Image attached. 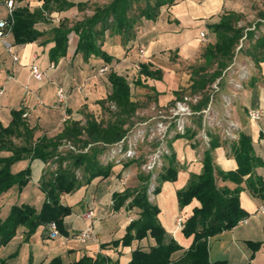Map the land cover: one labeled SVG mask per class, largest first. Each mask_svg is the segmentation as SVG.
I'll return each mask as SVG.
<instances>
[{"label": "trees", "instance_id": "obj_1", "mask_svg": "<svg viewBox=\"0 0 264 264\" xmlns=\"http://www.w3.org/2000/svg\"><path fill=\"white\" fill-rule=\"evenodd\" d=\"M42 1V7L34 11H31L27 5H19L14 9L15 23L12 34L17 43H31L42 37L44 31L39 30L36 24L49 21L53 10L62 12L74 6L78 8L84 6L82 2L76 3L71 0ZM174 2L175 0H111L104 5L96 6L92 15L83 20H76L72 24L68 17H63L59 25L51 29L55 45L50 50V58L57 62L60 57L67 54L69 35L75 32L79 36L76 52L82 53L86 60L95 56L111 64L114 56L102 48L108 31L110 36H122L125 42L133 40L138 33L135 25L139 20H156L161 8ZM137 5L139 11L133 13ZM238 21L234 13L227 12L219 23L212 25V29L218 35V41L206 48L205 63L198 70V73L205 71L206 74L194 81L193 92L203 90L207 84L221 77L224 69L232 62L236 46L245 31L244 27L238 26ZM248 34L251 37L252 33ZM257 46L264 48V37L259 40ZM248 52L257 62L261 59L257 54V47ZM213 66L216 68L208 74L207 71ZM142 74L160 76L161 70L153 71L147 64L142 63L140 75ZM108 80L112 92L99 103L114 102L117 111L114 113V118L107 123L99 121L94 115H87L85 122L73 117L65 120V127L57 138L41 141L34 140V131L23 117L22 109L13 110L14 118L8 126L4 127L0 124V198L14 186H17L21 193L30 181L31 167L14 172L12 166L16 162L30 157L50 164L54 161L55 165H52L54 169L49 167L39 182L45 194V200L40 208L30 203L13 204L6 217L0 216V251L15 238L22 227H24L25 240L30 239L40 226L49 227L51 222H56L59 232L65 234L64 219L72 213V207L62 203V196L89 183L97 176L110 175L114 163L104 164L100 156L106 145L116 143L125 136L127 129L124 125L139 104L132 99V87L127 77L112 69L108 74ZM209 99L208 96L203 97L195 106L196 110L205 107ZM209 134L211 139L209 147L204 151L202 172L192 174L188 185L177 191L181 209L191 204L194 199L200 203L199 206L194 207L193 214L185 221L183 233L186 237L192 236L193 241L180 260L175 262L172 256L183 246L164 228L159 218L161 209L150 199V174L140 177L141 184L138 187H129L113 193L114 210H120L124 206L129 210L137 208L139 216L129 223L126 234L121 239L103 243L102 248L119 244L130 246L135 240L141 242L151 238L155 243L150 244L148 250L143 249L144 246L139 244L132 251L131 259L126 264H226V261H217V263L210 261L208 239L224 230L232 229L239 224V221L249 216L242 207L240 199L245 185L254 196L264 197V177L255 175L254 171L257 166L263 164V159L257 156L252 138L241 133L238 141L230 145L231 153L238 164L237 169L230 171L218 169L214 162L213 150L220 146L221 137L218 133L209 132ZM195 135V131L188 129L185 134H178L170 141L171 155L167 156L169 163L158 173L155 195H159L164 182L177 180L179 164L176 154L172 151L173 141L179 138L191 139ZM18 137L22 138L20 145L14 140ZM63 140L71 141L73 145L78 144L79 149L82 150L70 149L67 152H59ZM5 150L11 151V154L2 155L1 152ZM125 164L128 165L130 162ZM78 170L81 171V176L78 175ZM219 181H229L235 186L220 185ZM251 244L257 248L261 243L251 242ZM16 253L10 258H0V264H10L11 257L16 256ZM46 264L65 263L60 256H56ZM69 264L121 263L112 260L106 254L99 253L95 257L85 254Z\"/></svg>", "mask_w": 264, "mask_h": 264}, {"label": "crops", "instance_id": "obj_2", "mask_svg": "<svg viewBox=\"0 0 264 264\" xmlns=\"http://www.w3.org/2000/svg\"><path fill=\"white\" fill-rule=\"evenodd\" d=\"M71 1L78 2L76 0ZM6 2L7 0H0V19L5 17V9L7 8ZM19 5H27L31 11H34L42 7L43 1H17V6ZM76 8L78 9L77 6H74L62 12L53 10L50 13L51 18L49 21H42L36 24V27L44 31V34L34 42L17 43L13 34L10 33L8 39L16 49V53L19 56L18 61L13 60L12 55L6 52L7 50L4 44L0 41V59L4 63L3 71L0 76V88L5 86L4 93L0 95V124L4 127L8 126L14 118L13 110L17 108L22 109L23 115L27 113V116L23 117L33 129L35 141L57 138L65 127V121H63L61 117V111L54 106L57 99L56 93L58 88L64 87L68 90V110L72 115L80 114L83 105L72 104L71 97L76 93H84L81 90L85 91L84 88L87 85H91L93 88L97 89L96 84L93 82L96 73L89 75L85 73L83 83L77 82L75 84L76 75L74 71V62L77 60L80 62L90 61V59L95 57L91 56L86 60L82 53L76 52L79 36L75 32H71L69 35L67 54L60 57L57 62H54L50 58V50L55 45V41L52 39L53 34L51 33V29L59 25L63 17H68V19H70L69 12H72ZM227 12L234 13L239 19L238 26L245 28L244 35H246L245 40L248 41V47L244 49V53H246L247 56L242 59V62H248L250 60L254 65L251 78L247 81L246 87L240 91V97L237 104H235L236 106H234L233 115L238 122L239 131H237V137L233 142L238 141L241 133H245L252 138L257 156L263 159V164L255 168V175L264 177V48L257 46L259 40L264 37V0H175L173 4L165 5L161 8V13L156 20H144L141 22V26H137L138 33L135 39L125 42L123 39L116 40L109 36L102 48L114 56L111 64L105 63L101 58H95L100 60V67L107 66L109 69L111 68V70L113 69L120 75L127 77L128 81L129 76L125 74V72L129 75H132L134 72H131L132 61L126 58L132 53L136 43L142 40L143 42L148 41L147 45H149V48L146 50L145 57L141 60L153 71L160 69V76L163 74V69L161 66L156 65L155 60L159 59L164 53L177 52L178 56L183 60H194L200 54V57L203 58L205 63L204 53L206 48L218 41V35L212 29V25L219 23ZM242 19L246 20V25H242V22H240ZM202 31H205L207 35L206 41L200 36ZM249 32L252 33L251 37L248 36L250 35L248 34ZM157 33H159V36L156 35ZM116 47L124 48L125 53L123 56H116ZM255 47H257L258 56L261 57L258 62L248 52L250 49H255ZM34 56H36V59H34ZM34 62L45 72L44 79L40 81L37 80V82L35 81L36 79L33 80L34 78L31 76V65ZM120 62L122 64L118 69V64ZM52 63H55L54 67H51ZM101 76H104V74L99 75V77ZM143 77H146V75L137 74L135 79L136 82L141 84ZM105 79L106 83L104 82V77L101 78V82H103L106 87L107 93L101 99L106 98L107 95L112 92V86L108 80V76L105 77ZM157 94L156 96L159 97L157 101L161 103L163 96ZM143 96L144 95H142V97ZM148 96L151 95L148 94ZM142 97H138V99L132 95V99L136 102H139ZM249 108L262 109L263 116L260 120L261 122H254L247 116ZM14 140L18 145L22 144V138H14ZM189 140L192 139L179 138L173 141L172 151L176 154V159L179 164L178 177L176 181H166L163 183L161 192L158 195V197H160V203H156L161 209L159 218L164 228L183 246L181 250L173 254L172 259L175 262L180 260L193 241L192 236L186 237L184 235V226L181 229L177 228L175 224L176 219L179 215H182L185 224V221L193 214L194 207L200 205L199 201L194 199L191 204L181 209L177 197V191L188 185L191 175L200 174L203 170L205 150L200 151L197 145L194 142H189ZM231 143L225 144L221 141L220 146L213 150L214 162L218 169L224 171L237 169V161L231 153ZM1 154L8 156L11 154V151L5 150L1 152ZM138 163L139 161L137 160L134 163L128 164L126 165V169L133 173L136 168L134 165ZM168 163L169 160L167 159L165 165H168ZM28 166L31 167L32 174L29 183L20 193L23 194V199L20 203H30L40 208L41 206L37 205L30 197V192H25L24 194V191L33 183L34 186L37 187V193H42V198L45 200V194L41 190L39 182L44 173L49 169L50 162L45 163L41 161V159H31L27 157L13 164L12 170L18 172ZM124 177H122V173L119 174V183L116 185L111 195L112 204L110 205L113 213L115 212L113 208V193L123 191L129 187L134 188L139 186L136 185L131 187L124 185L122 182ZM108 179L109 176H97L84 185L98 181V186L103 188V184ZM132 179L133 177L128 179L130 183ZM219 184L231 187L235 186L234 183L229 181H219ZM107 185L111 186L109 181H107ZM14 187H16V190L17 186ZM102 191H100L101 194ZM7 192L0 198V205L4 204L2 199ZM64 195L62 196V203L65 204L63 201ZM240 199L242 207L249 214L247 217L248 221L239 223L232 229L224 230L208 239L209 259L211 262L217 263V261H226V264H264V213L262 212L264 197L254 196L245 185V188L240 194ZM98 208V204L95 206L87 204L84 212L88 209L94 211V229L99 236V243L92 241L82 243L77 238L78 232L82 230L86 224V220L83 217L84 212L81 214V222L84 220V223L82 222V225L78 228L74 227V222L71 219L69 220L70 216L68 215L64 219V229L66 232L65 234L60 233L57 238L50 237V231L47 226H40L36 229V233H39L42 240H45V243L46 241L51 242L50 246L49 244L45 245V247H49L47 248L48 251L45 259L42 258L36 261V257H34L32 250V259L28 260V264H30L31 260L32 264H46L56 256H60L65 264H69L85 254L95 257L96 254L99 253L106 254L111 257L112 260L119 261L121 264H126L131 259L133 254L132 251L139 244L144 246L143 249L148 250L149 245L155 243L154 239L147 238L141 242L135 240L130 246L119 244L118 246L109 245L107 248H102L101 244L110 243L114 240L121 239L123 236H114V231L108 228V224L112 217L111 211L109 213L108 208L106 210L105 208H100L98 211ZM120 210L126 212L127 207L124 206ZM132 211L135 212L137 217L139 216V210L137 208L132 209L131 212ZM259 214H262V217H260ZM128 223H130V221ZM32 240H34V243H37L34 235H32L30 239L25 240L24 227H22L15 238L8 244H15V247H17V250L10 254L11 256L17 252L16 256H12L10 261L20 256L18 248H25L29 251L30 247H32ZM251 242L261 244L259 247L255 248ZM8 245L3 248H6ZM53 254H55V256H53ZM29 257L30 256H28V258ZM65 259H67V261H65Z\"/></svg>", "mask_w": 264, "mask_h": 264}, {"label": "rangeland", "instance_id": "obj_3", "mask_svg": "<svg viewBox=\"0 0 264 264\" xmlns=\"http://www.w3.org/2000/svg\"><path fill=\"white\" fill-rule=\"evenodd\" d=\"M78 2L84 3V6L81 8H76L72 12H69L70 14V20L71 23L75 22L76 20H83V18L90 16L93 14V9L98 6V5H104L111 0H76ZM144 4V3H142ZM141 4V5H142ZM143 6V5H142ZM134 10V9H133ZM6 14L5 17L8 15V9H5ZM138 10V5L136 9L133 11V13ZM253 20V19H252ZM144 21V20H143ZM140 21L135 25L141 26ZM255 21V20H254ZM259 21V20H258ZM242 25H246V20L242 19ZM261 23V22H259ZM159 36V33L156 34ZM109 31L106 34V39L109 37ZM116 40L122 39V36H111ZM153 37V36H152ZM162 37V35H161ZM245 41V46L241 48L240 51L235 50V55L230 63L233 67L237 68L243 63H247L249 67V76L245 78L243 81L240 82L242 87L239 89H235L233 85L230 84V77L228 73H222V76L219 77L221 78L219 89H216L213 87V84L217 82L219 78H217L215 81L210 82L207 84V86L202 90H197L196 92H193L194 87H192L194 84V81L201 78L204 76L203 74H206L205 71H199V68L203 65L204 61L203 58L200 57V54L194 59V60H188V59H181L180 56H178L177 52H171V53H164L159 57V59L155 60V63L157 66H161L163 69V74L162 76L156 77L155 74H149L146 75V77H143L141 84H138L136 82V77L137 74L140 75V70L137 68L138 64L142 65L144 63L143 57L146 55V50H148L149 45L148 41H139L136 43L134 46V49L131 54L128 55L126 59L129 61H132V75H129L128 73L125 72L129 76V81L131 82V87H132V95L133 97H142L138 102L139 107L136 109V111L128 118L127 123L124 125L126 130V133L131 137L130 138V143L135 144L138 141L137 144V152L136 155L133 157H130L128 159H122L120 163L117 161L112 162L114 165L111 168V173L109 175V179L107 181L110 182V185H107V181L103 184V188L101 186H98V181H94L88 185H82L80 188L75 189L73 192L68 193L64 195V202L68 206H72V213L69 214V220H73L74 222V227H80L82 225L81 222V214L84 212L86 205L91 204V205H96L98 204L99 208H105V210L108 208L109 213L111 211L112 217L110 220V223L108 224V228L112 231H114V236H124L127 231V227L129 225L130 217H133V219H136L137 215L135 214L134 211L131 212L128 209L126 212L123 211H118L111 210V198H112V192L116 188V185L119 183V174L122 173V182L124 185L128 186H136L140 185V177L142 175H147L149 173L144 170L143 165L144 161L148 156L151 155V153L155 150V148L158 146L160 141H162V137L164 135V127L167 124H170L174 120V118L171 116L170 109L174 106L176 100L182 98L185 95L195 97L196 95H201L202 97L208 96L210 99V102L212 101V116L211 117V124L208 122V115H204L203 121L201 115H192L188 118V124L191 130L193 132H196V135L191 138L192 140H189V142H194L197 147L199 148L200 151L205 150L208 145V132L213 131L214 133H218L220 137L223 134V128L227 126V120L225 116V110L229 107V109H232L234 113V106L237 104L240 91H242L246 87L247 81L250 80L251 75H252V68L254 67L252 61L242 62V59L247 56L246 53H244V49H247L248 47V41ZM145 50V55L142 56L140 49ZM125 53L124 48H119L116 47V56L121 57ZM245 60V59H244ZM100 60L98 58H92L90 61H83L80 62L77 60L74 62V71L76 75V80L75 84L77 82L83 83L84 81V76L85 73L87 75L96 73L94 76L93 82L96 84L97 89L93 88L91 85H87L84 90H81L84 93H76L71 97V102L72 104H80L83 105L81 107V113L80 114H71L73 118L76 117L77 119L81 120L82 122L86 121L87 115H94L99 121H102L104 123L109 122L114 118V113L117 111V107L114 102L106 101L104 104H100V100L105 94L107 93V89L104 86L103 82H101V78L104 77V82L106 83L105 77L108 76L109 72L111 71V68L108 69L107 72L104 73V76L99 77L101 75L100 69L103 67H100ZM250 63V64H249ZM121 62L118 64V69L121 66ZM216 66H213L207 71L208 74L213 72ZM128 71V70H127ZM137 73V74H136ZM234 78H237L235 74H233ZM134 77V79H133ZM35 80V79H33ZM37 82V80H35ZM48 86H53V85H48ZM64 88V87H63ZM234 88V89H233ZM65 91L68 90L64 88ZM159 94L160 96H163V99L161 103H159L158 96L156 94ZM151 95V96H148ZM157 94V95H158ZM146 95V96H145ZM225 95H232V103L229 105L228 103L225 102L224 96ZM167 98V99H166ZM139 99V98H138ZM208 100V101H209ZM78 101V102H77ZM102 105V106H101ZM63 108V109H62ZM195 108V107H194ZM59 109V108H58ZM64 109H69L68 106V97L66 102L62 105V107L59 109L61 111V117L63 118V110ZM160 110H162L163 114L160 113ZM69 111V110H68ZM170 116L168 118H164L163 116ZM247 116H248V111H247ZM232 117L234 118V115L232 114ZM235 120V118H234ZM161 122H163L164 127H161L160 125ZM236 123H238L235 120ZM261 122V121H260ZM210 125V126H208ZM173 131V129L171 130ZM239 131V125L238 128L234 131V138H230L229 140L224 139L223 137L221 138V141L225 144H230L231 142L234 141V139L237 137V134ZM139 139V140H138ZM66 141L68 140H63L61 145L59 146V152H67L70 149H68L66 145ZM171 141V140H170ZM65 143V144H64ZM170 144V142H169ZM168 144V146H170ZM20 145V144H19ZM75 145V144H74ZM77 145V146H76ZM77 151H81L78 147V144H76ZM81 146V145H79ZM136 146V145H135ZM87 150V149H84ZM102 158V157H101ZM139 161L138 164H135L136 168L134 169L133 173L131 171H128L126 169L125 163L130 162L134 163L136 161ZM106 163V161L102 158L101 162ZM111 163V162H109ZM124 163V164H123ZM164 163H167V158L164 157ZM54 161H51L50 164V169H54ZM52 167V168H51ZM164 169V166L160 169L157 170L156 176H158V173ZM78 175L81 176L82 173L81 171L78 170ZM125 174V175H124ZM121 176V175H120ZM131 183L128 180L129 178L131 179ZM152 180L150 181V186H149V195L150 199L152 201H155V203H160V197H158V194H154L153 191H155V186L158 184L157 180H155L153 184ZM109 186V187H107ZM16 187L10 189L5 197L2 199V202L4 204L0 205V216L5 217L9 213V209L13 204H19L21 200L23 199V194H20L18 189L15 190ZM103 189V191H102ZM37 187L34 186L32 183L30 186L27 187V189L24 191L25 192H30V197L36 202L37 205L42 204L44 199L42 198V193H37ZM102 191V194L101 192ZM39 194V195H37ZM29 197V198H30ZM260 217H262V214H259ZM264 222V220H263ZM84 223V222H83ZM35 237V240L37 243H34L32 240V247H30L29 251L25 248H18V252L20 253V256L16 257L14 260L12 259L11 264H28L30 259H32V250L35 260H41L42 258H46V253H47V248L45 245L49 244L50 242L45 243V240H42L40 237L39 233H34L33 234ZM115 237V238H116ZM16 245H8L6 248H2L0 252V258H10V254L15 252L17 250ZM30 252V253H29ZM264 255V252H263ZM28 256H30L28 258ZM55 256V254H53ZM52 257V256H51ZM67 261V259H65Z\"/></svg>", "mask_w": 264, "mask_h": 264}, {"label": "built area", "instance_id": "obj_4", "mask_svg": "<svg viewBox=\"0 0 264 264\" xmlns=\"http://www.w3.org/2000/svg\"><path fill=\"white\" fill-rule=\"evenodd\" d=\"M6 6L8 9V15L6 18L0 19V41L4 44L7 50L6 52H9L12 55L13 60L18 61L19 56L16 53V49L14 45L12 44V42L9 41L8 39L9 34L12 33L13 25L15 23V17H14L15 10L14 9H16L17 7V1L7 0ZM200 36L203 40L205 41L207 40V35L205 31H202L200 33ZM245 39H246V35H244L241 38L237 46V51H240L241 48L245 46V42H244ZM140 52L142 56L145 55L144 49L141 48ZM34 59H36V56H34ZM3 65L4 63L0 59V76L3 71V67H4ZM54 66H55V63H52L51 67H54ZM141 67L142 65L138 64L137 68L139 70H141ZM108 69L109 68L107 66H103L100 69V73L104 74L105 72L108 71ZM249 71L250 70H249L247 63H243L237 68H235V66L233 67L232 65L227 66L225 68L224 73L225 72L228 73L230 77V81H229L230 84L233 85L235 89H239L240 87H242L240 82L249 76ZM233 74H235L237 78H234ZM31 76L34 79L39 80V81L43 80L45 77V72L40 69V67L38 66V64H36V62H34L31 65ZM220 79L221 78H219L217 82L213 84V87H215L216 89H219L218 85L220 84V81H219ZM4 90H5V86L0 88V95L4 93ZM56 96H57V99H56L54 106L60 109L62 105L66 102L68 93L67 91H65L63 87H60L58 88ZM202 98L203 97L201 95H196L195 97L185 95L182 98L176 100L174 106L170 109V112H171L170 114L174 118V120L170 122V124H167V125L161 122L162 124L160 125L161 127H164V125H166L164 127V131H163L164 135L162 137V141H160V143L155 148V150L151 153V155L146 158V160L144 161V165H143L144 170H146V172L151 175V180H152L151 184L154 185L153 182L157 178L156 176L157 170L165 166L164 157L167 158L168 155H171V149H170V146H168L170 140L172 141L174 137L178 134H185L188 131V129H190L189 124L187 123L188 118L192 115L198 114V115H201L202 121H203L204 115H208L207 120L209 124H211L212 122L211 120H213L211 119V117L213 118L212 101L210 102L209 100L207 105L200 110L198 109L196 110V108H194L196 105L200 103ZM224 100L226 103L230 105L232 103V95H225ZM224 112H225V116L227 120V126L223 128V134L221 138L223 137L224 139L229 140L230 138H234V131L238 128V124L235 122L234 118L232 117V114H233L232 109H229L228 107ZM160 113L163 114L162 110H160ZM23 116L26 117L27 113H25ZM262 116H263L262 109L260 108H252V109L249 108L248 109V117L252 121L259 122ZM71 117H72L71 113L67 109H64L63 110V121L71 119ZM163 117L169 119L170 116L169 117L163 116ZM172 129L173 131H171ZM209 132H213V131H209ZM209 132L207 134L208 135L207 137H209L208 145L210 144V139H211ZM130 138L131 137L128 135V133H126L125 136L120 141L113 143V144L106 145V149L100 156V158L102 157L106 161L105 164H108L109 162L112 163L115 161L120 163L122 159L124 158L128 159L136 155V152H137L136 147H137L138 141L135 144L130 143L131 141ZM65 146H67L68 149L77 151L76 146L73 145L71 141H66ZM262 212L264 213V206H262ZM93 213L94 211L91 209H88L84 212L83 217L86 220V224H85V227L82 230H80L77 234L78 240L82 243H87L89 241H92L95 243L100 242L99 236L95 232V229H94L95 214ZM132 220H134L133 217H130V222ZM247 221L248 219L245 218L239 221V223H245ZM175 224L177 228H180V229L184 226V218L182 215H179L177 217ZM48 228L50 231L49 235L51 238H57L60 235L59 228L56 222H51Z\"/></svg>", "mask_w": 264, "mask_h": 264}]
</instances>
